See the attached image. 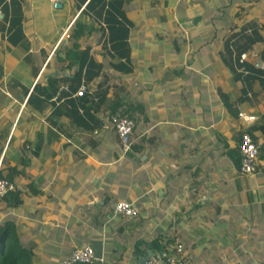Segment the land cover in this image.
<instances>
[{
    "label": "crops",
    "instance_id": "1",
    "mask_svg": "<svg viewBox=\"0 0 264 264\" xmlns=\"http://www.w3.org/2000/svg\"><path fill=\"white\" fill-rule=\"evenodd\" d=\"M243 131L254 174L238 172ZM10 167L21 202L0 221L43 264L83 244L95 264L155 262L176 243L193 264H264V0H0Z\"/></svg>",
    "mask_w": 264,
    "mask_h": 264
},
{
    "label": "built area",
    "instance_id": "2",
    "mask_svg": "<svg viewBox=\"0 0 264 264\" xmlns=\"http://www.w3.org/2000/svg\"><path fill=\"white\" fill-rule=\"evenodd\" d=\"M238 116L246 123H249L253 117L238 113ZM109 125L116 135L123 150H128L131 143V135L134 127V121L126 111L124 104L115 107L109 118ZM239 164L238 172L244 175L254 174L259 170L257 162V145L251 136L243 131L240 134L238 145ZM13 189V185L3 179H0V196ZM113 213L126 218L136 216L137 209L130 203L118 201L113 206ZM160 262L162 264H193L185 255L180 243H176L171 250H164L160 253ZM101 261V258L95 256L93 248L89 244H83L73 247L69 253L60 261L59 264L72 263H94Z\"/></svg>",
    "mask_w": 264,
    "mask_h": 264
},
{
    "label": "trees",
    "instance_id": "3",
    "mask_svg": "<svg viewBox=\"0 0 264 264\" xmlns=\"http://www.w3.org/2000/svg\"><path fill=\"white\" fill-rule=\"evenodd\" d=\"M82 26L83 25H81L79 21L75 22L71 30L72 38L75 39L79 36V31ZM19 174V170H17L15 167H10L5 173L0 171V179L15 184L14 177H18ZM19 194V190L14 188L13 190L7 191L2 196H0V201H2L6 207L17 206L21 202ZM60 261L49 262L48 264H59ZM0 264H37L32 257L31 250L20 240L16 225L9 218L0 221ZM72 264L95 263L77 262Z\"/></svg>",
    "mask_w": 264,
    "mask_h": 264
},
{
    "label": "water",
    "instance_id": "4",
    "mask_svg": "<svg viewBox=\"0 0 264 264\" xmlns=\"http://www.w3.org/2000/svg\"><path fill=\"white\" fill-rule=\"evenodd\" d=\"M54 6H55V7H59L60 4H59V3H54ZM149 259H150V256H147V257H145L143 260H141V259L138 260V262H140L141 264H162V263L160 262V258H159V256L157 257V261H155V262L150 261Z\"/></svg>",
    "mask_w": 264,
    "mask_h": 264
},
{
    "label": "rangeland",
    "instance_id": "5",
    "mask_svg": "<svg viewBox=\"0 0 264 264\" xmlns=\"http://www.w3.org/2000/svg\"><path fill=\"white\" fill-rule=\"evenodd\" d=\"M34 259V258H33ZM34 261L37 263V264H43V259H39V258H35Z\"/></svg>",
    "mask_w": 264,
    "mask_h": 264
}]
</instances>
